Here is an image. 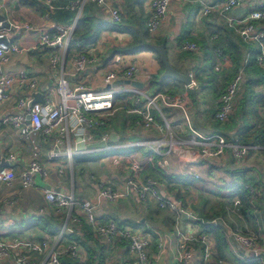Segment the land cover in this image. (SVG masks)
I'll return each mask as SVG.
<instances>
[{
    "label": "crops",
    "instance_id": "1",
    "mask_svg": "<svg viewBox=\"0 0 264 264\" xmlns=\"http://www.w3.org/2000/svg\"><path fill=\"white\" fill-rule=\"evenodd\" d=\"M110 1L119 11L120 20L116 24L111 23L105 9L92 2H85L78 12L77 16L82 15L83 8V13L90 21L91 27L86 29V38L82 40L76 38L80 48L71 49L65 59L63 72L70 85L105 88L101 72L113 57L119 56L125 63L137 67L138 73L134 80L142 84V92L153 94L160 92L159 89L162 88L163 93H181L185 85L171 79H165L162 86L153 83L156 76L159 81V60L153 51L144 48L143 45L162 44L170 64L181 74L189 73L191 81L196 84V88L186 91V93L190 91L191 96L185 97L184 106L190 125L202 136L221 135L217 131L219 127L213 125L214 122H218L215 118L217 100L233 77L232 69L237 64L242 65L244 59H247L246 64L254 60L255 54L251 55L247 52L249 44H245L235 32L227 28L216 14L200 16L198 4L193 2L194 0H172L166 16L160 22L159 31L154 36L148 35L145 26L149 0ZM59 2L60 0L56 5ZM256 2L264 4V0H256ZM0 3L6 7L5 12L0 13L10 24V38L21 48L19 52L8 56L3 70L8 74L25 71L36 81L34 92L45 95L46 90L55 85L60 65H55V68L50 66L49 58L56 53V50L41 46L39 37L50 29L53 21L44 19L43 14L35 12L28 4L21 5L20 1L0 0ZM253 3L254 1L243 3L240 12L247 11ZM262 27L264 28V22ZM87 39L90 41H86ZM183 42H193L199 49L195 52H184L180 49ZM91 52L100 55L93 66L80 72L71 68L75 55ZM238 53L239 60L236 57ZM255 91L263 95L264 85L256 86ZM24 94L22 89L15 87L6 89L4 97L0 100V115L12 113L17 100ZM171 111L164 109L162 113L170 117ZM154 114L156 121L160 122V116L156 112ZM175 114L178 113L175 111ZM137 120L136 114L119 111L108 118L102 128L88 132L75 131L70 134L76 151L72 160L58 159L50 162L46 161L45 152L51 145L54 133L48 140L43 141L39 133L22 136L11 125L0 123V163L3 162L0 169L11 167L15 175L9 186L0 185V241L8 242L12 239L38 241L49 234L47 227L62 220V215L44 200V190L52 189L72 192L76 201L93 204V213L100 222L112 220L119 227H131L146 234L150 238L147 248L148 264H179L175 256V229L178 227L187 233L203 232L196 220L181 221L175 213L159 209L155 201H139L132 192H129L127 197L114 202L97 199V185L100 180H104L113 189L119 191L126 186L128 172L124 169L120 170L115 162L120 156L124 165L131 163L139 165L136 177L143 182L156 181L159 194L165 199H174L183 188H171L165 181L166 177L179 176L193 179L191 184L186 186L188 189L183 190L186 192V196L183 194V199L189 197L196 200L201 196L217 198L221 194L224 196L222 190L218 188L224 187L223 191L228 195L222 198L221 204L226 213L223 217L218 216L213 219L212 225L218 224L223 227L236 262L264 263V172L258 170V165L264 164V154L257 152L260 147L251 145L247 155L238 160L231 157L229 150H225L217 157L200 158L201 156L197 155L199 158L196 159H184L176 153H163L149 162L147 157L151 149L139 146V143L156 138L160 134L154 126L147 130L140 128ZM183 124L186 125L180 115H175L170 123L177 135L185 138L188 129ZM234 131V129L227 130L229 135L234 134ZM104 133L108 136L105 148H89L88 145L91 143L102 141L101 137ZM33 153L37 154L44 174L36 175L32 185L23 188L20 183V173ZM10 154L15 156V160L8 162L6 159ZM157 162L161 163L160 167L156 166ZM90 164H97L98 168L104 169L109 175L94 180V172L87 171ZM239 170L249 171L248 173L254 176L261 173L258 179L260 184L254 187L258 189V193L251 195L253 201L250 205L251 213L246 216L237 213V207L232 204V198L229 197V192L236 182L231 173ZM216 192L218 194L214 195ZM180 198L182 199V196ZM205 202L206 209L214 205L212 201L205 200ZM197 203L198 201L191 202L192 205ZM170 215H175V225L171 224ZM194 215L196 216V213ZM137 223L139 226H136ZM55 226L60 228L58 224ZM84 227L89 229L86 225ZM233 233L252 236L257 241L255 247L248 251L238 249L231 238ZM205 234L211 242H214L211 234ZM99 244L93 249L96 250L97 255ZM104 250L105 263L109 250L106 246ZM127 258H129L127 244H122L115 253L114 259L106 264H122ZM39 260L40 256L33 255L26 264H38ZM0 264L14 263L13 259L0 258ZM191 264H200L197 263V255ZM208 264L236 263L224 260L214 262L211 257Z\"/></svg>",
    "mask_w": 264,
    "mask_h": 264
},
{
    "label": "built area",
    "instance_id": "2",
    "mask_svg": "<svg viewBox=\"0 0 264 264\" xmlns=\"http://www.w3.org/2000/svg\"><path fill=\"white\" fill-rule=\"evenodd\" d=\"M12 1L19 2V0ZM37 1L51 10L58 0ZM171 1L149 0L145 23L149 36L158 33L160 22L166 16ZM247 1H254L247 11L240 12L238 15L232 13L233 9L241 7ZM85 2H92L105 9L109 14L111 23L116 24L120 20L119 11L111 4L110 0L70 1L68 8L77 9L75 18L68 24L52 22L50 29L39 37L41 46L56 50V53L49 58L50 66L55 68V65H60L56 83L46 90L45 95H43V103L29 104L36 88V81L33 77L23 70L14 74L4 72L3 67L8 61V56L19 52L21 48L11 40L10 27L4 28L0 21V100L9 87L22 89L25 92L24 96L17 100L12 113L0 115V123L11 125L22 136L39 133L43 141L48 140L50 135L54 133L55 136L51 145L45 152V159L49 162L58 159L71 161L76 151L70 134L78 130L88 132L102 128L106 125L108 118L119 111L136 114L138 116L137 124L140 128L147 130L154 126L159 132L158 137L139 143V146H146L151 149V153L147 157L149 162L163 153H176L184 159L199 158L197 155H200V158L217 157L225 150H229L231 157L236 160L247 155L251 146L240 144L236 138L227 140L220 134L202 136L190 125L184 106V98L187 90L196 88L193 81L184 86L183 92L176 94L163 92L146 94L142 92L141 88H135L128 84L114 85L117 80H134L138 73L134 64H127L121 57L115 56L101 72L105 88L96 89L82 85H70L64 76V63L71 49L80 48V44L74 38L73 33L76 28L78 12ZM193 2L198 4L200 16L216 14L224 25L232 29L246 44L254 45L258 51L254 56V61L260 68L264 69V28L262 27L264 4L257 3L256 0H194ZM5 10L6 7L0 3V12H5ZM42 17L47 20V13ZM180 49L195 52L199 47L193 42H183ZM99 56V54L92 52L78 53L73 57L71 68L80 72L93 66L99 60ZM246 61L247 59H244L237 74L226 84L218 97L215 118L220 123L226 121L233 112L235 94L241 83L242 67L245 66ZM164 109L172 110L170 117L162 113ZM175 111L178 114H175ZM155 112L160 116V122L156 121ZM260 112L264 113V94ZM175 115H180L186 123L188 133L185 138L179 137L170 125ZM107 137L104 133L101 140L106 142ZM6 160L8 162L14 161L15 156L10 154ZM115 162L120 170L124 169L128 172L125 181L126 186L119 191L113 189L104 180H100L97 185V199L114 202L127 197L129 192H132L139 201H155L159 209L173 212L177 218L185 213L186 220L197 219L185 199H165L160 196L156 181L147 180L143 182L139 177H136L140 168L137 163L124 165L120 156ZM156 166L160 167L161 163L157 162ZM43 174L42 164L38 160L37 154L33 153L32 158L26 162L20 173L21 186L23 188L30 187L34 177ZM14 177L11 167L0 169V185L9 186ZM187 189L188 187L183 188L184 191ZM250 191L254 195L258 193L256 188L250 189ZM43 196L45 202L62 215L63 222L59 232L46 235L38 241L27 239L0 241V258L13 259L14 264H26L31 256L37 255L40 256L38 264H62L59 256L69 253L80 261L84 260L85 251L82 246L75 242L66 246L61 243L62 237L67 233L83 236V231L79 228L82 220L89 227L93 237L94 241L90 242L92 249L99 243L108 248L109 254L105 258V263L111 262L120 245L125 243L128 247L129 258L124 260L122 264H148L147 248L150 244V238L146 234L131 227H119L112 220L100 222L93 213L94 205L76 201L72 192L66 193L48 189L44 190ZM232 204L239 205L238 197H232ZM231 238L238 249L241 248L246 251L254 248L257 242L252 236L239 233H233ZM195 244H201L202 249L198 250L194 246ZM175 247V256L179 264H191L196 255L197 263L208 264V261L215 254L214 242H211L205 233H187L178 227L175 229ZM94 258L97 259V252Z\"/></svg>",
    "mask_w": 264,
    "mask_h": 264
},
{
    "label": "trees",
    "instance_id": "3",
    "mask_svg": "<svg viewBox=\"0 0 264 264\" xmlns=\"http://www.w3.org/2000/svg\"><path fill=\"white\" fill-rule=\"evenodd\" d=\"M21 5L28 4L31 8L39 13L40 15H44L47 13L48 19L61 24L70 23L77 14V9H69L68 5L71 0H60L58 5L56 1L53 5V9L49 10L40 2L27 0H19ZM84 7V6H83ZM82 15H79L76 20V28L74 30V38L82 40L86 38L87 28L91 27V23L88 18L83 13V8L81 11ZM232 30V29H231ZM233 31V30H232ZM234 32V31H233ZM240 38V37H239ZM241 39V38H240ZM86 41H90L87 39ZM156 43H159L156 41ZM244 43V42H243ZM246 44V43H245ZM248 46V47H247ZM247 52L251 55L256 54L258 51L253 45H247ZM144 48L149 49L148 44L143 45ZM154 52V51H153ZM190 53V51H184ZM156 58L159 60L158 54L154 52ZM237 59L239 60V53L237 54ZM160 70L159 74L163 71V67L159 61ZM238 66V67H237ZM241 64H237L233 70V76L237 74L238 70L241 68ZM243 79L239 85V89L235 94V101L233 112L229 115L226 121L223 122L224 126H221L217 131L221 133L227 140H232L234 137L237 138L238 142L243 145H255L260 147L257 149V152L264 154V113L260 112V107L263 105V95L261 93L255 91L256 86L264 85V69L260 68L254 60L245 64L242 67ZM232 79V78H231ZM230 79V80H231ZM229 80V81H230ZM165 80L157 81V76L155 77V81L153 83H157L162 86ZM160 92H164L162 88L159 89ZM166 92V91H165ZM186 95L191 96L190 91L186 93ZM185 95V97H186ZM186 102V98H184V104ZM219 122V121H218ZM220 123V122H219ZM186 127L185 124H183ZM234 129V134L229 135L227 130ZM232 138V139H231ZM249 171H234L231 174L235 177L236 182L233 184L232 190L230 192L229 197L236 196L239 199V205L237 207V213L241 216H246L251 213L250 205L253 202L251 195L252 192L250 189H253L260 181H258L261 173H258L256 176L250 175ZM258 177V178H257ZM165 181L170 185L171 188H181L186 187L191 184L193 179L188 177H179V176H171L166 177ZM181 188L180 193H177L175 198L181 199L180 196L183 194L186 196V192L182 191ZM184 200V199H183ZM205 200H202L200 203L191 205L189 203V208L191 211L196 213V223L199 224L201 230L204 233H209L213 236L214 239V247L215 254L212 256L214 262L217 261H226L239 264L235 261L233 257V252L231 251L229 244L225 237V232L221 225H212V220L216 219L218 216H224L226 211L223 208V204H219V206H211L210 209L205 208ZM194 213V214H195ZM176 215V214H175ZM175 215H170L169 219L172 225H175ZM63 218L60 221H56L54 224H50L47 229L50 232L48 235L57 234L62 226ZM60 226L56 227L55 225ZM84 223L81 220L80 229L83 231V236H78L75 233L64 234L62 237L61 243L64 246L69 245L72 242H75L82 246L85 251L84 260H79L76 257H72L69 253L62 254L59 256L62 264H106L104 263L105 250L103 245H98V255L97 259L94 258L96 250H93L90 242L94 241L91 239V233L89 229L84 227ZM87 226V225H86ZM139 226V223L136 224ZM92 240V241H91ZM125 244V243H123ZM198 250L202 249L201 244L194 245ZM37 264V263H36Z\"/></svg>",
    "mask_w": 264,
    "mask_h": 264
},
{
    "label": "water",
    "instance_id": "4",
    "mask_svg": "<svg viewBox=\"0 0 264 264\" xmlns=\"http://www.w3.org/2000/svg\"><path fill=\"white\" fill-rule=\"evenodd\" d=\"M239 12H240V7L232 10V13H234V14H237ZM0 21L2 22V26L4 28L10 27V24L5 20V17L1 14H0ZM149 48L158 54L159 61L163 67V71L160 73V75L158 77L159 81H162L165 79H171L173 81L179 82V83L184 84V85H187L190 83L191 79L189 77V73L181 74L170 64V62L167 58L165 48L162 44H150ZM122 83L128 84V85L135 87V88H141L142 87V84L135 81V80H131V81H129V80H124V81L117 80L114 82V85L122 84ZM32 103H43V95L39 92H33L32 93V99H31L29 104H32ZM105 144H106L105 141H99V142L91 143L88 146H89V148H104ZM248 145L251 146V144H248ZM4 165H6V164H4ZM2 166H3V162L0 163V168ZM186 219H187L186 214L185 213L181 214L180 220L183 221Z\"/></svg>",
    "mask_w": 264,
    "mask_h": 264
},
{
    "label": "rangeland",
    "instance_id": "5",
    "mask_svg": "<svg viewBox=\"0 0 264 264\" xmlns=\"http://www.w3.org/2000/svg\"><path fill=\"white\" fill-rule=\"evenodd\" d=\"M207 64H209V63H207ZM213 125H214V127H221L222 125H223V123H218V122H214L213 123ZM89 167L87 168V171L88 172H94V175H93V178H94V180H98L99 178H101L102 176H105V175H109V173L107 172V171H104V169H100V168H98V165L97 164H90V165H88ZM258 170H261L262 172H264V164L263 163H261L260 165H258ZM220 190H222V193L224 194V196L222 195H219L217 198H207L208 196H201V197H198L196 200H193L192 198H189V197H186L185 198V201L186 202H188V204L190 203V200H191V202H195V201H198V203H200L202 200H208V201H212L211 203H213V204H210V205H213V206H219V204H221L222 203V198L224 197H226L227 195H228V193H226L225 191H223L224 189V187H218ZM214 190V189H213ZM218 194V192H216V193H214V195H217ZM229 194H230V192H229ZM226 195V196H225ZM205 197V198H204ZM230 200V199H229ZM229 204V202H227V205ZM192 205V204H191ZM206 207H207V204H206ZM263 261H264V257H263ZM256 264H264V263H262L261 261H259L258 263L257 262H255Z\"/></svg>",
    "mask_w": 264,
    "mask_h": 264
}]
</instances>
